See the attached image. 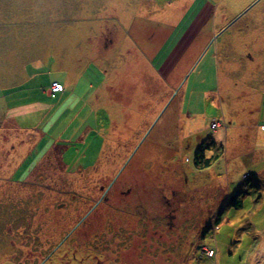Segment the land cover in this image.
<instances>
[{"label": "rangeland", "instance_id": "obj_1", "mask_svg": "<svg viewBox=\"0 0 264 264\" xmlns=\"http://www.w3.org/2000/svg\"><path fill=\"white\" fill-rule=\"evenodd\" d=\"M141 1L0 0V264H264V0Z\"/></svg>", "mask_w": 264, "mask_h": 264}, {"label": "crops", "instance_id": "obj_2", "mask_svg": "<svg viewBox=\"0 0 264 264\" xmlns=\"http://www.w3.org/2000/svg\"><path fill=\"white\" fill-rule=\"evenodd\" d=\"M153 0H143L141 1L138 6L140 8V10H143V13H144V8L145 6H148L150 2H152ZM155 1V0H154ZM156 1H160V0H156ZM185 1V0H184ZM194 2L187 0L186 3H182L178 8H175V12H178V14L180 15V31H178V33L176 32L177 31V27L175 29V31L169 35L170 38L174 37L176 34L175 37H178V38H181L184 34V28H182L184 25L186 26H189L190 22H191V19L189 18L190 16V13H192V11H194V13H197L198 12V7H197V3L195 4V7H194ZM174 14V12H172ZM140 15H142L141 13H139ZM136 24L134 25V23H132V27H135ZM169 38V39H170ZM133 41L135 42L136 40L133 39ZM131 42V41H130ZM54 81L51 82V84L53 83ZM65 86V85H64ZM65 87H63V91L62 92H59L57 94H55L54 96L51 94L52 97H54L53 99H55L56 97H58V100L60 101L59 104H62L63 101H65L67 98H66V91H65ZM0 90H1V85H0ZM31 101H29L28 104L26 105H20V106H14V107H9V106H6L4 108V115L0 118V130L2 129V125L4 124V122L6 121V119L8 117H15V116H18V115H22V116H26L27 114H30L32 113L33 111L37 110V109H40V108H45L46 105H43V104H38V103H30ZM3 107V103L0 101V109ZM48 107H50V105H48ZM66 109H68V111H70L71 107H67ZM65 109V110H66ZM48 111V110H47ZM13 120H15L16 118H12ZM24 121L27 120V122H30L32 120H30L31 118H22ZM47 119V118H46ZM62 122V120L60 121Z\"/></svg>", "mask_w": 264, "mask_h": 264}, {"label": "flooded vegetation", "instance_id": "obj_3", "mask_svg": "<svg viewBox=\"0 0 264 264\" xmlns=\"http://www.w3.org/2000/svg\"><path fill=\"white\" fill-rule=\"evenodd\" d=\"M100 199V198H99ZM114 202V201H113ZM85 203H90L89 201L85 202ZM100 203H104V206L107 208V210H112V212L116 209V206L113 203H110L109 197H107L105 200H100ZM92 206L89 208L91 209ZM88 209V210H89ZM87 212V211H86ZM87 213L84 214V216H82V218L77 222L78 227L77 228H72L73 229V234L76 233L77 231H79V234H81L82 237H88V233H89V228L91 226V223H88L87 221L89 220L88 215L86 216ZM115 222V220L113 219V223ZM107 236H110L108 234H106ZM108 237L105 236H100L99 238H95L94 241H99L100 239L103 241L102 243L107 242ZM88 240V239H87ZM87 240H84V242H86ZM98 244H100V241L97 242ZM98 244H97V248H98Z\"/></svg>", "mask_w": 264, "mask_h": 264}, {"label": "trees", "instance_id": "obj_4", "mask_svg": "<svg viewBox=\"0 0 264 264\" xmlns=\"http://www.w3.org/2000/svg\"><path fill=\"white\" fill-rule=\"evenodd\" d=\"M202 147H200V148H198L197 150H196V152H195V156H196V158L198 159H203V155H202ZM198 164V161H196V165ZM205 164H206V166H208L209 165V161H205ZM238 192V190H235L232 194H231V196H230V198L232 199V200H235L234 202V205H237V203H238V205H239V201H238V198L236 197V193Z\"/></svg>", "mask_w": 264, "mask_h": 264}, {"label": "built area", "instance_id": "obj_5", "mask_svg": "<svg viewBox=\"0 0 264 264\" xmlns=\"http://www.w3.org/2000/svg\"><path fill=\"white\" fill-rule=\"evenodd\" d=\"M63 91V86H61L57 82H53L50 86V93L54 96L55 94L62 92Z\"/></svg>", "mask_w": 264, "mask_h": 264}]
</instances>
